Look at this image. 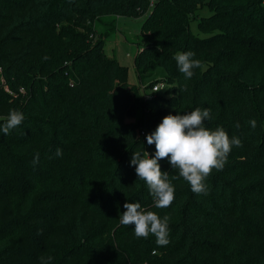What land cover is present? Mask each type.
I'll use <instances>...</instances> for the list:
<instances>
[{
	"label": "trees",
	"instance_id": "16d2710c",
	"mask_svg": "<svg viewBox=\"0 0 264 264\" xmlns=\"http://www.w3.org/2000/svg\"><path fill=\"white\" fill-rule=\"evenodd\" d=\"M102 15L144 16L139 84L105 54ZM186 51L201 62L188 80L174 59ZM0 69V117L24 115L0 132V264H264V0H0ZM196 108L242 146L207 195L160 160L175 200L157 209L132 154L151 156L146 135ZM125 202L169 216L170 243L120 225Z\"/></svg>",
	"mask_w": 264,
	"mask_h": 264
},
{
	"label": "clouds",
	"instance_id": "9594fccd",
	"mask_svg": "<svg viewBox=\"0 0 264 264\" xmlns=\"http://www.w3.org/2000/svg\"><path fill=\"white\" fill-rule=\"evenodd\" d=\"M194 55L195 53L186 51L179 52L174 57L179 72L186 80L193 77L194 69L201 67L200 60L193 59ZM211 118V110L207 108L166 115L155 130L145 137L147 145L155 146L154 153L150 156L144 148L142 152H133L130 165L135 166L137 180L146 184L157 209H166L175 200V188L168 179V172L161 170L160 160L166 159L171 169L178 171V177L173 179L182 178L193 193L207 195L206 178L214 169H223L233 146H242L238 137L230 138L222 127L215 130L206 127L205 121ZM0 120L4 121L0 125V132L8 135L21 125L24 115L18 110H10ZM249 125L254 129L256 121L250 120ZM236 126L239 127V124ZM55 155L61 156L62 150L58 148ZM38 161L39 153H36L33 163ZM123 208L125 211L119 215V223L122 226H132L137 239H147L151 235L155 237V243L159 247L170 243L169 216L161 218L156 212L142 209L138 202H125ZM47 260H51V257Z\"/></svg>",
	"mask_w": 264,
	"mask_h": 264
},
{
	"label": "rangeland",
	"instance_id": "374dc122",
	"mask_svg": "<svg viewBox=\"0 0 264 264\" xmlns=\"http://www.w3.org/2000/svg\"><path fill=\"white\" fill-rule=\"evenodd\" d=\"M201 13L204 15L209 14L207 10L202 11ZM143 20L144 16L131 18L118 15H102L99 20H96L94 23V29L97 32V36H100L102 39L105 54L127 67V77L130 84H139L133 59L138 49L141 47L140 26ZM190 28L193 33L199 32L196 21L190 23ZM200 34L204 35L202 33ZM163 77V69L156 67L151 71L150 75L145 78L141 87L150 83V81L161 79ZM158 84L159 92H162L166 88V85L163 83Z\"/></svg>",
	"mask_w": 264,
	"mask_h": 264
},
{
	"label": "built area",
	"instance_id": "2783aa9c",
	"mask_svg": "<svg viewBox=\"0 0 264 264\" xmlns=\"http://www.w3.org/2000/svg\"><path fill=\"white\" fill-rule=\"evenodd\" d=\"M159 88V84H155L152 86V90L156 91ZM142 134H144V132H141Z\"/></svg>",
	"mask_w": 264,
	"mask_h": 264
}]
</instances>
